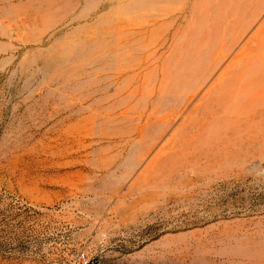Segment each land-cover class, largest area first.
Instances as JSON below:
<instances>
[{
  "label": "rangeland",
  "instance_id": "obj_1",
  "mask_svg": "<svg viewBox=\"0 0 264 264\" xmlns=\"http://www.w3.org/2000/svg\"><path fill=\"white\" fill-rule=\"evenodd\" d=\"M0 264H264V0H0Z\"/></svg>",
  "mask_w": 264,
  "mask_h": 264
}]
</instances>
